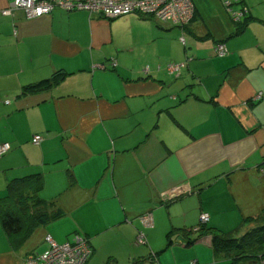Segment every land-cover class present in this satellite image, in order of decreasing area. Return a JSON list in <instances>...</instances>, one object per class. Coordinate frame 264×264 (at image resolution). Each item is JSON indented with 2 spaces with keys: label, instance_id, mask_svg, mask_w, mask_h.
Segmentation results:
<instances>
[{
  "label": "crops",
  "instance_id": "crops-1",
  "mask_svg": "<svg viewBox=\"0 0 264 264\" xmlns=\"http://www.w3.org/2000/svg\"><path fill=\"white\" fill-rule=\"evenodd\" d=\"M10 1L0 0V144L11 145L0 157V197L10 180L40 173V196L65 215L20 248L0 219V264H25L33 238L76 232L93 249L86 264L100 250L119 261L144 251L139 232L153 246L167 228L191 254L176 264H225L207 231L191 246L176 233L203 213L224 232L264 222V0L243 1L239 32L224 0H193L183 30L136 13L5 16ZM219 42L227 55L216 53ZM59 71L68 76L57 85L25 92Z\"/></svg>",
  "mask_w": 264,
  "mask_h": 264
},
{
  "label": "trees",
  "instance_id": "trees-1",
  "mask_svg": "<svg viewBox=\"0 0 264 264\" xmlns=\"http://www.w3.org/2000/svg\"><path fill=\"white\" fill-rule=\"evenodd\" d=\"M233 8L238 9L236 7ZM57 9L59 8H56L54 10ZM75 11H85L90 16H92L90 12L86 10H72L69 12ZM50 13H44L40 16ZM247 15L248 13L241 19V21L236 22L238 25V32L242 31L245 28L248 22L246 21L248 18H245ZM244 18L246 20H244ZM180 28L183 30L186 28V26L184 28ZM67 76L68 73L64 71L56 72L51 78L26 86L25 92H36L40 90L50 89L63 81ZM43 186L44 181L40 173L24 176L21 178H14L8 182L3 196L0 197V219L2 228L4 233L8 236L12 247L14 248H20L31 237V235L37 228L44 226L49 222H54L65 215V211L58 206L55 200H47L40 196V191ZM261 221H259L260 223H258L256 227L247 230L246 233H244L240 237L235 236V234L239 230L224 232L221 230L209 228L208 226H206V223H200V225H198L200 230L198 231H194L193 228L190 230L180 229L177 234L186 238L187 246H191L197 240L201 239V237H203L204 233L207 231V233L212 237L213 252L217 260H220L225 264H247L252 261L251 259L256 260L257 258H264V222ZM173 233L174 231L171 230L167 233V238L169 241L168 246H171L173 244ZM139 234L140 232L137 235L139 236ZM75 235L81 234L76 232L72 235L71 238L66 241L72 240ZM66 241L57 242L64 243ZM153 258L154 254H152V259Z\"/></svg>",
  "mask_w": 264,
  "mask_h": 264
},
{
  "label": "built area",
  "instance_id": "built-area-1",
  "mask_svg": "<svg viewBox=\"0 0 264 264\" xmlns=\"http://www.w3.org/2000/svg\"><path fill=\"white\" fill-rule=\"evenodd\" d=\"M244 0H224V5L228 8L234 21L239 22L249 13L248 6ZM242 4L238 9L233 8V4ZM59 8L64 11L86 10L91 15H99L106 19H114L132 13L148 18L167 22L180 27H185L192 22L195 14L193 0H11L8 6L2 9L5 16H14L18 11L23 12L25 18H33L44 13H50ZM181 41L185 43V38ZM216 53L219 56L228 54V47L224 42L216 45ZM111 65H116L115 61H110ZM185 64L169 65L172 72H178ZM99 67L105 68V63ZM261 93L258 94L260 97ZM33 142L39 144L43 137L38 134L33 137ZM11 149L9 143L0 144V157ZM145 219L148 216L145 215ZM209 215H201L202 224L207 223ZM198 231L199 227L193 228ZM49 247L42 253H31L27 257L26 264H85L92 254V247L87 237L75 235L72 240L58 243L51 235L46 236ZM147 239L143 232H140L138 244L146 243ZM192 264H198L193 261Z\"/></svg>",
  "mask_w": 264,
  "mask_h": 264
},
{
  "label": "rangeland",
  "instance_id": "rangeland-1",
  "mask_svg": "<svg viewBox=\"0 0 264 264\" xmlns=\"http://www.w3.org/2000/svg\"><path fill=\"white\" fill-rule=\"evenodd\" d=\"M109 66H112V65H109ZM262 171L264 173V166H263ZM167 229L168 230H165L164 232L161 230L162 232H159L158 234H156L154 236V240L150 239V241L154 242L153 246L152 244H150V242H149V245L139 244L144 247V251L143 249H141L142 252L140 251L141 253L138 254L137 257L135 256L129 257L128 254H125V256L121 258V260L117 261L112 257H107L106 256L107 254L104 253L102 250H100L97 253L95 252L93 259L91 258L90 264H176L175 260L177 257H179L180 261H183V260L188 261V259H190L188 258L190 251L189 249H184V248L178 247L179 245L174 244L176 240V236L173 238V245L168 247L169 241L167 238V233L168 231H170L169 229L171 228H167ZM246 231H247L246 229H242L238 231L235 234V236L240 237L244 233H246ZM176 235L178 234L176 233ZM30 244L31 245H29V247L28 245H25L24 248H27V247L33 248L35 250L34 253H41L48 247V243L45 241V239L42 242H40V240H37V243H36L35 239L33 238ZM156 253H158V255H154V258L152 259V254H156ZM27 257L28 255H26L25 257V264L27 263ZM251 260L253 262L251 261L247 264H263V261L258 258L256 260L254 259H251ZM192 262L193 260L190 262V264H192Z\"/></svg>",
  "mask_w": 264,
  "mask_h": 264
},
{
  "label": "bare ground",
  "instance_id": "bare-ground-1",
  "mask_svg": "<svg viewBox=\"0 0 264 264\" xmlns=\"http://www.w3.org/2000/svg\"><path fill=\"white\" fill-rule=\"evenodd\" d=\"M193 261H197V260H193Z\"/></svg>",
  "mask_w": 264,
  "mask_h": 264
}]
</instances>
